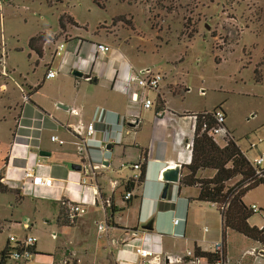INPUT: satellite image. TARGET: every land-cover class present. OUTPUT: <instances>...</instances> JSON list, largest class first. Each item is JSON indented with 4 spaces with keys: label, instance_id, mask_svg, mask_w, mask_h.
Instances as JSON below:
<instances>
[{
    "label": "crops",
    "instance_id": "obj_1",
    "mask_svg": "<svg viewBox=\"0 0 264 264\" xmlns=\"http://www.w3.org/2000/svg\"><path fill=\"white\" fill-rule=\"evenodd\" d=\"M75 37L64 41L57 62H44L56 72L55 77L44 75L40 83L31 84L26 76H19L24 83L22 93L11 85L7 93V84L1 85L0 173L4 183L20 189L22 197L14 205L11 194H0V219L8 220L2 230L14 231L18 239L25 234L36 237L29 264H208L205 258L195 263L184 256L196 247L212 252V244L221 241V215L215 205L196 200V187L176 183L165 199L170 208L157 209L162 199V172L179 165L180 177L182 165L190 162L194 118L187 113L203 110L184 111L171 104L186 89L177 91V86L167 83L166 73L155 92L129 83V75L146 68L120 48H113L107 37ZM97 43L107 44L110 50L97 52ZM74 69L82 75L74 76ZM37 83L40 88L43 83L56 85L58 91L50 101L40 99L36 95L42 89L34 90ZM25 85L33 90H26ZM145 97L153 101L152 107H143ZM157 99L163 102L160 109ZM97 108L104 111L102 120L94 123V148H82V136L76 131L92 120ZM51 136L62 143L52 141ZM39 150L49 155L40 156ZM259 156L264 162V156ZM143 160L145 179L131 191L136 198L125 201L124 184L134 173L129 165ZM69 163H80L82 168L71 170ZM27 168L51 178L52 184L32 186L24 178ZM247 193L244 204H255L262 212L261 220L254 222L251 217L248 222L260 228L264 201L256 195L249 203ZM74 202L84 203L86 213L63 225L61 206ZM25 219L28 229L21 225ZM100 222L106 223V231H98ZM145 225L151 230L142 229ZM136 247L148 248L153 254L139 256ZM178 257L184 259L178 261ZM225 260L227 264H264V246L229 230Z\"/></svg>",
    "mask_w": 264,
    "mask_h": 264
},
{
    "label": "rangeland",
    "instance_id": "obj_2",
    "mask_svg": "<svg viewBox=\"0 0 264 264\" xmlns=\"http://www.w3.org/2000/svg\"><path fill=\"white\" fill-rule=\"evenodd\" d=\"M100 3L102 7L93 0H0V91L1 85L7 84V93L9 85L22 93L24 83L19 76H26L31 84L40 83L48 68L44 62L59 59L54 57L58 40L103 36L133 62L166 73L167 83L177 86V91L185 88V93H177L171 101L176 108L196 112L220 106L226 114L225 125L240 149L251 160L264 156V0ZM60 17L64 30L59 27ZM34 36L47 38L35 42L42 44L41 58L28 47ZM44 83L39 89L42 93L36 96L50 101L58 89ZM25 89L33 90L28 85ZM253 144L256 147H251ZM212 173L204 170L200 176ZM237 179L228 181L227 186ZM9 194L14 205L21 202L15 194L2 195ZM256 195L264 201V186L248 192L246 201L250 203ZM252 217L258 222L262 212ZM9 233L15 232H0V250Z\"/></svg>",
    "mask_w": 264,
    "mask_h": 264
},
{
    "label": "trees",
    "instance_id": "obj_3",
    "mask_svg": "<svg viewBox=\"0 0 264 264\" xmlns=\"http://www.w3.org/2000/svg\"><path fill=\"white\" fill-rule=\"evenodd\" d=\"M93 2L102 7L100 0ZM59 27L64 30L62 17L58 20ZM31 37L28 40V47L33 51L38 58L43 55L42 44L36 45L37 40L46 41L45 36ZM256 81L260 78L257 75V69L254 70ZM40 88V84L36 85L34 90ZM158 109L162 107L163 102L157 99ZM220 109L217 106L211 110H203L196 113H187L188 116L194 118V129L191 141V158L188 164L182 165V173L179 177V186L196 187V200L214 204L221 215V242L223 251L219 257L225 259V239L227 231L239 233L252 241L264 246V225L258 227L250 225L248 220L254 215V212L243 202V196L250 190L264 185V167L257 170L251 162L246 158L241 151L236 141L229 132V137L223 146H219L211 136L208 135L209 129L216 126L214 114ZM145 158V154L143 159ZM211 170L213 173L210 176H200V171ZM238 178L231 186H227V182ZM3 175L0 173V194L12 193L21 197L20 189L12 188L3 182ZM145 179V164L144 160L141 163V174L138 179H128L124 184L125 191H132L136 186L140 185ZM168 197V195H167ZM136 198V196H132ZM131 198V199H132ZM16 199V200H17ZM161 199L157 203V209L164 211L170 208V204ZM223 208V209H222ZM66 207L61 206V223L70 225L72 222L65 218ZM110 218L106 222L110 223ZM8 220L0 219V232L4 224ZM9 243L7 242L3 249L0 250V264L8 263ZM197 257L205 258L208 263L213 262L218 258L216 252H204L198 247L194 249Z\"/></svg>",
    "mask_w": 264,
    "mask_h": 264
},
{
    "label": "built area",
    "instance_id": "obj_4",
    "mask_svg": "<svg viewBox=\"0 0 264 264\" xmlns=\"http://www.w3.org/2000/svg\"><path fill=\"white\" fill-rule=\"evenodd\" d=\"M65 45L64 41H57L54 49V57L60 56L61 52L63 51ZM110 50V47L107 44L103 43H97L96 44V51L101 53H106ZM56 72L50 68H47L45 77L46 78H53L55 77ZM163 73L161 71H155L150 68H146L144 70H141L137 73H133L128 76V82L129 83H135L138 87H140L143 90L148 91H157L159 88L160 83L163 80ZM144 108H150L153 106V101L149 99L148 97H145L142 101ZM103 109L97 108L95 109L94 115L92 117V120L83 127V129L76 131L77 134L81 135L82 138H80L81 147H88V148H94V145L91 144V141L95 140L93 138L95 129H94V123L99 122L102 120L103 116ZM214 119L216 122V126L212 127L208 131V135L212 137V139L218 144L222 145L225 144V141L229 137V131L227 130L225 126V114L222 111V109H218L216 113L214 114ZM52 141H59V143H62V141L58 140L57 136H51ZM251 164L259 170L261 168L263 158L261 156L254 157L251 161ZM129 167L134 171L133 175L131 176V179L136 180L139 178L141 174V162H136L133 164H130ZM24 178L30 179V184L32 186H49L52 184V179L46 176H43L37 171L35 172L33 168H27L24 171ZM123 200L127 201L130 198H132L131 191H124ZM66 211V218L70 222H74L79 217H82L86 213V207L85 204L82 202H74L71 204H68ZM223 209V208H222ZM250 209L252 212L256 213L259 210V208L252 204L250 205ZM178 219L174 220V223H177ZM21 225L24 229L29 228V221L28 219H25L21 222ZM98 231H106L107 225L105 222H100L97 225ZM206 230V228H204ZM8 243H9V250H8V263L10 264H29L31 260L34 257V248L36 244V237L31 234H25L21 239H18L15 235L10 234L8 235ZM223 251V244L221 241L214 242L212 244V252H216L218 254V258L214 260L211 263L208 264H227L226 260L223 257H219ZM135 252L142 257H149L153 254V252L145 247H136ZM191 259V261L195 263H199L201 258L197 257L195 253L192 250H187L185 252V256ZM183 257H178L177 260L181 261L183 260Z\"/></svg>",
    "mask_w": 264,
    "mask_h": 264
},
{
    "label": "water",
    "instance_id": "obj_5",
    "mask_svg": "<svg viewBox=\"0 0 264 264\" xmlns=\"http://www.w3.org/2000/svg\"><path fill=\"white\" fill-rule=\"evenodd\" d=\"M72 74L74 76H81L82 75L81 72H79L78 70H75V69L72 70ZM38 154L40 156H47V155H49V152L44 151V150H39ZM89 158H90V162H92V157L90 156ZM68 168L71 170L80 171L82 168V165L80 163H69ZM179 172H180V166L179 165L167 168L162 172L163 183H162V189H161V195H160L162 199L166 198L169 190L173 188L174 184L178 183ZM151 228L152 227L150 225L142 226V229H144V230H151Z\"/></svg>",
    "mask_w": 264,
    "mask_h": 264
}]
</instances>
